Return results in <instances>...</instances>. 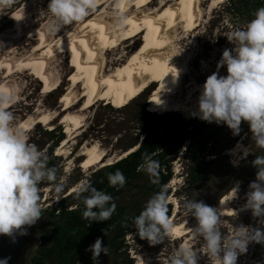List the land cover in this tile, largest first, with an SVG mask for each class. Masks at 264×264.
Returning <instances> with one entry per match:
<instances>
[{"label":"clouds","instance_id":"9594fccd","mask_svg":"<svg viewBox=\"0 0 264 264\" xmlns=\"http://www.w3.org/2000/svg\"><path fill=\"white\" fill-rule=\"evenodd\" d=\"M11 2L0 0L3 5ZM98 4L99 0H49L47 9L42 11L49 17V23L45 25L46 33L55 35L65 26L78 25L96 12ZM124 8L123 0H114L110 13L113 19L109 25L113 34L123 33L129 23ZM13 19L22 20L19 16ZM226 37L233 47L223 51L217 71L208 76L199 89L198 112L193 116L210 124L226 125L234 136L240 135L242 123L248 125L252 144L246 148L243 143H238L234 152L242 153L241 159H247L254 154V145L262 153L256 155L252 162L257 169L256 180L249 185L242 209L250 210L252 216L259 219L260 228L240 224L225 233L221 230L220 208L196 200H184L182 208L197 222L190 231L201 242V247L194 249L181 244L171 253L167 264H198L200 254L208 258V264H237L238 257L247 252L251 243L264 244V7L258 9L246 25L234 29ZM224 68L227 69L226 76L220 75V70ZM17 99L15 85L0 86V236L10 238L17 234L27 235V228L42 218V183H48L55 202L65 190L63 178L58 179V168L49 167L46 153L29 143L25 130L27 125L18 123L10 110ZM141 159L138 170L148 175L151 183H158L155 178L159 162L147 152ZM238 165L239 161H236L234 166ZM107 179L109 186L114 188H122L126 183L119 170L109 173ZM73 191L77 199L83 197L82 217L85 220L108 221L116 211L112 197L92 187L88 179L81 180ZM232 191L237 194L239 185ZM169 203L167 186H162L149 198L140 214L133 218L132 226L139 238L147 240L151 246L177 235L169 217ZM233 212L238 216L237 212ZM104 234L107 235V232ZM86 251L92 253L93 264H98L102 253L108 254L107 247L99 238ZM0 264H8V261L0 260Z\"/></svg>","mask_w":264,"mask_h":264},{"label":"bare ground","instance_id":"6f19581e","mask_svg":"<svg viewBox=\"0 0 264 264\" xmlns=\"http://www.w3.org/2000/svg\"><path fill=\"white\" fill-rule=\"evenodd\" d=\"M26 1L19 0L21 6L17 8L13 16H19L22 20L17 22L12 17L11 19L16 21V27L13 31L0 35V86L15 85L13 79L27 68L40 80L47 79L44 94H52L60 88V84L50 66L58 56L70 55L72 64L69 70H74V73L70 77L72 79L69 83L70 88L62 101L63 116L60 124L65 127L67 136L59 147V155L63 154L64 148L69 143V137L83 128V114L99 101L107 103L118 101V106L121 108L151 87H155L150 98L154 111L160 114L182 113L188 118H194L193 113L198 112L201 87L189 82L181 90L187 76L189 62L182 60L171 47L174 43L173 34L178 26H182L186 32L197 28L200 16L199 0L176 2L173 0H125L123 1L124 13L129 23L125 26L123 33L116 34L109 30L113 19L110 13L114 0H99L96 12L86 17L79 27L70 29L68 32L61 29L55 35L46 33V22H35L30 27L25 25ZM222 1L214 0L212 6L216 7V4ZM142 34H144L142 45L135 49L141 42L139 36ZM125 41H132V44L109 61L110 47L116 43L124 44ZM4 67L9 70L5 75L1 73ZM81 85L83 94L75 98V90ZM79 104L83 108L74 111L75 105ZM53 117L55 116L50 114V111L43 112L37 119L29 122L33 126L39 124L49 126ZM100 147L98 144L83 147L80 156L85 159L84 169L92 164L105 162L106 155ZM136 149L137 147L125 152L118 157V160L127 157ZM232 150L228 153H233ZM110 164L112 163L109 161L106 163V165ZM73 189L70 193L74 192ZM227 199L225 197L220 203L222 215H234L233 211L237 212V210L227 206ZM242 209L243 207L238 211H243ZM175 228L178 230L177 239L187 237L190 232L183 225L175 226ZM133 257L136 260L135 264H142V255Z\"/></svg>","mask_w":264,"mask_h":264},{"label":"rangeland","instance_id":"374dc122","mask_svg":"<svg viewBox=\"0 0 264 264\" xmlns=\"http://www.w3.org/2000/svg\"><path fill=\"white\" fill-rule=\"evenodd\" d=\"M176 1L178 0H173V2ZM213 1L214 0H199L198 5L200 16L198 26L195 30L186 32L182 26H178L173 34L174 43L171 49L182 60L189 62H187L188 72L181 90H183L184 86L189 82L202 87L207 77L217 71V63L221 59L223 51L226 48L231 49L233 47L226 37L229 32L233 31L231 26L228 25V23H225L227 29H222V23H219L220 19L216 17L214 20V10L218 9L226 0L216 4V7L214 5L212 6ZM48 3L49 0L26 1V10L24 13L25 25L27 27H30L35 22H46L45 25L49 23L48 15L42 12L47 9ZM20 6L21 3H19V0H12V2L7 5L0 4V35L9 33L13 31L14 27H16V21L11 18ZM80 23L78 25L65 26L63 30L68 32L70 29L79 27ZM139 38L141 39V42L137 44L135 49H138L142 45L144 34L140 35ZM130 44H132V41L124 44H113L110 47L111 53L108 55V60L112 61V59L119 53L125 51V48L130 46ZM71 64L72 58H70V55L64 54L58 56L57 59H54L50 69L54 72L56 80L59 81L60 88L49 95L44 94L47 79L40 80L37 76L32 75V72L27 68L13 79L18 91L17 100L21 101L15 103L10 110L14 112L18 123L27 125L25 130L29 138V143L37 146L39 150L43 151V149H46L50 145L51 138L49 137L51 133H55L54 137H56L59 132L64 134L65 138L67 136L65 127L62 126L60 122L63 116L61 111L62 101L70 88L69 83L72 80L70 77L74 73V70H69ZM3 69L4 70L1 73H4V75L9 72L5 67ZM220 75L226 76L227 69H221ZM154 91L155 87H151L148 91L135 98L131 103L121 108L118 106V101L110 103L99 101L94 107L83 114V128L75 133L74 136L69 137V143L64 148L65 150H63L62 155L58 154L62 142L59 143V146L54 153V156L61 157L57 164L59 167L64 168L63 176L61 177L63 178L64 184L67 183L66 180L70 174H72V177L83 175V179H89L94 172L105 167L108 161L111 163L116 162L118 157L124 154L126 147L136 139L138 134L137 130L142 128L141 123L136 121L138 115L150 113L162 115L154 111V106L150 102L151 95ZM82 94L83 89L81 85L75 90V98L81 97ZM81 108H83L81 104L75 105L74 111H78ZM48 111L55 116L49 126L44 124L33 126V124L29 122L37 119L41 113H48ZM177 114L181 115L182 118L191 119L185 114ZM244 137L245 136H243L242 141H239L238 143H243L244 147L247 148L252 144V134ZM93 144H98L99 147L101 146V151L106 155L105 162L103 164H92L89 168L84 169L83 166L85 159L80 156V154L83 147L91 146ZM237 144L232 148L233 153L229 154L227 152L225 154L227 155L228 162L233 165L236 161H239V163L242 160L246 161L242 164L241 175L243 180H236L234 178H216L212 183H208L200 189L190 190L184 187L185 175L183 174L182 161L178 160L174 163V177L169 183L168 188H171L172 190L170 203L174 206L172 223L175 226L183 225L184 228L189 230L196 227L197 222L195 218L191 217V215L186 213L182 208L184 200H196L197 202H203L210 207L219 208L221 201L226 197L228 198L226 201L227 206L232 210H237L238 216L249 214L251 212L250 210H238L246 204V195L249 191V185L252 182H255L257 170L252 167L254 159H241L243 154L238 151L234 152ZM253 151H256L254 155L261 153L260 150L255 149L254 145ZM237 184L239 185V191L236 194L232 191V188L236 187ZM40 189L41 203L44 210L46 206L55 202V197L50 186L45 188L40 187ZM233 216L237 215L234 214ZM226 217L231 216L221 215V220L223 222L221 230L228 233L229 230L233 228L232 223L234 221L229 220L230 218ZM247 227H250V225ZM34 228L36 239L32 251L37 247V239L39 235L44 232L47 227L39 228L36 223ZM127 240L133 246L130 251L131 257L142 255V264H167L171 253L181 244L191 246L194 249H199L201 247V242L193 237L191 231L187 237L184 236L181 239H177L176 236L173 239L166 238L162 244L156 246H151L150 244H147L144 247L138 246L136 245L135 239L131 236L127 237ZM251 255L252 252L249 245L247 252L238 257L237 264L248 263ZM115 261L116 258L107 257L103 259L102 264H115ZM119 262L120 264H125L122 259H120ZM198 264H208V258L205 255L200 254Z\"/></svg>","mask_w":264,"mask_h":264},{"label":"trees","instance_id":"16d2710c","mask_svg":"<svg viewBox=\"0 0 264 264\" xmlns=\"http://www.w3.org/2000/svg\"><path fill=\"white\" fill-rule=\"evenodd\" d=\"M262 7L264 0H226L214 10V20L218 17L222 29L226 30L225 23H228L234 30L246 25ZM155 114L138 115L136 121L141 123L142 128L137 130L136 139L125 149L128 152L137 147L134 152L97 170L88 179L92 187L112 197L116 211L111 219L94 222L82 217L83 197L77 199L75 193L69 194V191L83 180V175L72 177L70 174L59 201L46 206L42 218L37 222L39 228H47L39 235L37 247L30 253L28 264H93L92 253L86 249L98 238L108 249L107 255H100L98 264H102L107 257L116 258L115 264H120V259L125 264H135V258L130 255L133 246L127 237H133L138 246L144 247L149 242L139 238L137 230L132 226L133 218L140 214L149 198L160 191L162 186H167L168 195L171 196L172 190L168 186L174 177V163L178 160L182 161L184 187L190 190L200 189L216 178L243 180L242 164L246 161L242 160L238 166H234L228 162L225 153L242 141L243 136L251 135L246 123L241 124L240 135L234 136L226 125L210 124L196 117L185 119L176 112ZM54 136L55 133L50 134L51 143L43 151L49 157V167L58 168L59 179L63 176L64 168L59 167L57 162L61 157L54 156V153L65 136L60 132ZM146 152L151 153L153 159L159 162L156 184L151 183L149 176L138 170L142 155ZM255 155L250 154L247 159L255 160ZM117 170L123 173L126 180L122 188L110 187L108 183V174ZM48 186L47 182L40 185L41 188ZM173 212L174 206L169 203L170 219ZM230 216L226 218L234 221L233 227L242 224L254 229L260 228L259 219L254 218L251 212ZM250 249L252 255L245 264H264V244L251 243Z\"/></svg>","mask_w":264,"mask_h":264},{"label":"water","instance_id":"95a60500","mask_svg":"<svg viewBox=\"0 0 264 264\" xmlns=\"http://www.w3.org/2000/svg\"><path fill=\"white\" fill-rule=\"evenodd\" d=\"M27 235L0 236V260L8 264H28L29 255L35 245V228H27ZM15 240V242H13Z\"/></svg>","mask_w":264,"mask_h":264},{"label":"snow or ice","instance_id":"6c2138e0","mask_svg":"<svg viewBox=\"0 0 264 264\" xmlns=\"http://www.w3.org/2000/svg\"><path fill=\"white\" fill-rule=\"evenodd\" d=\"M177 232H178V230H177Z\"/></svg>","mask_w":264,"mask_h":264}]
</instances>
